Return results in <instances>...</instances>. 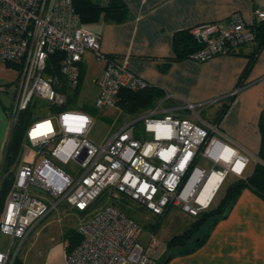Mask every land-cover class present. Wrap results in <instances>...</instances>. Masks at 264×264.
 I'll list each match as a JSON object with an SVG mask.
<instances>
[{
  "label": "built area",
  "instance_id": "obj_1",
  "mask_svg": "<svg viewBox=\"0 0 264 264\" xmlns=\"http://www.w3.org/2000/svg\"><path fill=\"white\" fill-rule=\"evenodd\" d=\"M254 17L264 20V11L255 10ZM191 35L200 46L190 59L197 63L230 55L254 38L251 26L237 14L227 25H202L192 29ZM86 53L104 63L95 80L96 108L117 107L121 90L139 91L147 85L125 65L101 53L100 37L82 24L73 0H0V63L15 67L20 83L11 125L34 96L57 109L26 131L22 148L34 149L35 157L32 163L20 160L5 198L0 234L11 242L8 251H0V264H13L35 225L62 202L89 213L77 229L80 241L65 247V264H153L149 255L156 245L154 235L141 243L142 226L113 204L90 213L96 200L106 194L108 199L132 201L157 217L171 207L196 216L213 198L205 205L198 202L210 176L216 172L221 177L218 189L227 174L241 177L249 163V157L221 140L216 126L200 119L196 104L166 93L151 109L120 126L105 143L96 144L89 137L92 118L69 106L80 84ZM53 56L58 57L53 60ZM47 122L51 133L34 139L32 131ZM139 122L143 123L141 137L136 136ZM215 149L229 152L235 163H242V170L228 171L221 157L213 155ZM200 160L212 168L198 167ZM70 161L78 165L77 174L58 166ZM46 198L56 203L51 206ZM16 240L19 246L13 254Z\"/></svg>",
  "mask_w": 264,
  "mask_h": 264
},
{
  "label": "crops",
  "instance_id": "obj_2",
  "mask_svg": "<svg viewBox=\"0 0 264 264\" xmlns=\"http://www.w3.org/2000/svg\"><path fill=\"white\" fill-rule=\"evenodd\" d=\"M119 1L127 10L124 22L116 24L100 20L87 27L100 37L101 53L106 58L125 65L132 74L147 84L168 95L196 104L201 111L217 106L215 112L212 110L215 114L212 122L202 121L216 126L222 134L223 142L247 155L254 163L259 161V125L264 124V50L254 58L245 77L242 76L252 55L251 46L243 47L239 55H218L203 63L190 59L175 62L171 59L174 57L172 38L175 33L210 23L227 25L235 14L246 25L251 26L255 20L254 11H264V0ZM1 66L0 64V175L3 153L11 129L15 96L14 94L9 101L5 97L13 80L7 77L6 70L9 66ZM103 67V62H97L90 53L85 54L80 67L84 73L80 93L84 87L89 88L88 85L92 84L93 98L96 99L98 89L95 80ZM224 104L229 105L227 111L217 120ZM222 199L223 197L219 199L216 206ZM49 204L53 206V203ZM59 210L76 213L80 221L74 228L61 230L62 244L40 247L38 264H65V247L73 241L68 236L72 232L76 233L80 223L89 215L73 210L64 202L53 207L48 215ZM45 219L46 217L39 221L32 231ZM166 242H156L155 248L150 252L153 264H264V200L249 190L242 191L226 216L210 229L204 244L193 252L168 250ZM34 246L32 243L28 248L32 250ZM167 259L169 260L165 263ZM21 263L23 264L22 260Z\"/></svg>",
  "mask_w": 264,
  "mask_h": 264
},
{
  "label": "trees",
  "instance_id": "obj_3",
  "mask_svg": "<svg viewBox=\"0 0 264 264\" xmlns=\"http://www.w3.org/2000/svg\"><path fill=\"white\" fill-rule=\"evenodd\" d=\"M73 7L76 14L80 17L82 24L86 27L95 24L100 20L117 24L122 23L127 19V10L119 0H109L108 2H101L99 0H73ZM251 30L254 35L253 41L238 46L230 54L231 56L239 55L241 54L243 47L246 46H251V49H253L252 55H250L249 63L242 77H245L249 72L257 54L264 50V20H254L251 25ZM199 48L200 46L191 35V30L177 32L172 38V50L174 57L171 61L177 62L184 59H191V56ZM57 57L58 56H53L52 59L56 60ZM80 72L81 83L84 73L82 69ZM79 88L80 84L75 95L78 94ZM164 94L165 93L161 89L149 84L139 91L123 89L120 91L117 107L122 113L128 115L129 118H133L151 109L160 99L164 97ZM230 98L231 102L232 97ZM228 106L229 105L224 104L222 110L218 114L217 120H220V118L225 114ZM56 110L57 109L55 108H50L48 115L55 113ZM32 115L33 112L30 105L26 110L19 113L17 121L11 126L9 132L1 166V174L3 175V178L0 183V216L2 214L5 198L15 178V163L16 160L19 159L26 131L32 123L37 121ZM259 132L260 144L257 153L259 161L254 163L250 173L246 174L244 177L242 176L235 179L228 184L223 199L218 206L213 209L210 207L207 210H202L196 216H192L194 221L191 223V226L182 234L173 236L166 242L165 246L168 250H178L180 253H189L201 247L209 237L210 229H212L219 219L226 216V213L236 202L242 191L249 190L261 200H264V124L262 123L259 125ZM85 213L88 212H84V214ZM210 220H213L210 224L211 228H209V230L203 234L202 237L195 239L202 227H204ZM68 238L70 240L73 238V241H70V244H68V248L74 247L80 241L78 230L76 233L72 232ZM192 241H194V244L191 246L190 243ZM168 260L169 259H167L165 263L168 262ZM13 264H22L18 253Z\"/></svg>",
  "mask_w": 264,
  "mask_h": 264
},
{
  "label": "rangeland",
  "instance_id": "obj_4",
  "mask_svg": "<svg viewBox=\"0 0 264 264\" xmlns=\"http://www.w3.org/2000/svg\"><path fill=\"white\" fill-rule=\"evenodd\" d=\"M0 64L2 65L1 67L9 66L6 70L7 77L9 80H13L8 86V93L5 94L6 99L9 101L14 94L18 93V88L20 84L19 74L17 69L13 66L5 65L3 63ZM16 76L18 78L17 80ZM91 86L92 84L88 85L89 88L84 87L81 93L79 90L78 94L71 99L69 106L71 109H76L78 111L87 113L92 118L93 126L89 133V137L96 144L100 145L105 143L110 138V136L118 128H120V126L130 120V118L128 117V115L122 113L118 107L103 109L96 108L94 106L95 99L93 98L94 90L91 89ZM30 105L32 107L33 112L32 116L35 120H39L43 117L48 116L50 107L46 102H44L40 98L34 96ZM215 109H218L217 106H213L212 108H209L207 110H202L201 112H199L200 119L212 122L213 117L215 116L212 110H214L215 112ZM15 121H17V119ZM142 126V122H139L136 125L137 137H141L142 135H144L142 132ZM53 145L54 144L52 143L49 148H51ZM20 156L19 157L22 159L16 160V168H18L19 164L21 163V161H23V159L28 163H32L35 157V151L34 149L26 146L22 148ZM40 161L41 159H38L36 164H38ZM53 162L56 163L54 160ZM253 165L254 160L249 159V163L246 166L245 172L242 174L243 177L248 171L251 170ZM58 166L62 170L71 174H77L79 172L78 165L73 161H70L66 165L58 164ZM197 166L206 170H210L211 168L210 165L204 160H200L197 163ZM2 178L3 175L1 174L0 183ZM235 179L238 178L236 176H228L224 185L221 187L220 191L216 195L214 202L210 205L211 209L216 207V203L221 197H223L228 184ZM39 196L44 197L45 195L39 194ZM47 200L51 204L56 203L55 199ZM105 204H113L116 208L122 210L126 215L130 216L133 220H135L138 224L142 226L143 234L140 240L141 243H143V241H145L150 234H153L154 240L157 242V244H164V242H166L173 236L182 234L186 229L191 226V223L194 221V218H192L186 213H183L178 207H171L170 210H168L164 214V216L157 217L151 214L149 211H146L143 208L139 207L136 203L132 201H129L122 197H119L118 200L108 199L106 194L100 196L99 199L96 200V202L90 208L89 212H95ZM79 221L80 217L76 213H67L65 211L60 210L54 211L50 215L46 216V219L32 231L27 242L22 247L20 246V248H18L19 242L17 240L14 241L12 247L13 254L18 248V256L20 260H22L23 264H38V254L40 252V247H53L62 244L61 230L65 228H74ZM212 221L213 220H210L204 227H202V229L196 235L195 239L202 237V235L208 231ZM10 242L11 239L9 237L0 234V251H8L10 247ZM32 243H34L35 246L34 249L32 248V250H30L28 246ZM193 244L194 241L190 243L191 246Z\"/></svg>",
  "mask_w": 264,
  "mask_h": 264
},
{
  "label": "bare ground",
  "instance_id": "obj_5",
  "mask_svg": "<svg viewBox=\"0 0 264 264\" xmlns=\"http://www.w3.org/2000/svg\"><path fill=\"white\" fill-rule=\"evenodd\" d=\"M50 131H51L50 124L48 122L47 123H43V124H40L39 126H37L34 129V131H32L31 136L35 139L36 137H40V136H43V135L50 134L51 133ZM239 154H241V153H239ZM213 155L214 156L219 155L221 157V160H222L223 164H225L226 167L228 168V171H232V172H235V173H239L242 170V167H243L242 163L241 162H236L235 163L234 159H232V156L230 155L229 152H227V151L221 152L219 149H215V150H213ZM241 155L247 156V155H244V154H241ZM206 162L210 165V167L212 166L211 163H209L208 161H206ZM231 168H233V169H231ZM214 170H217V169L214 168ZM230 175L231 176H235L234 174L229 173V174H227L225 176L223 182L226 181V179ZM237 178H240V177H237ZM220 180H221V177L216 172L210 176V178L205 183L204 187L202 188V190H201V192H200V194L198 196V202L200 204L205 205L212 197L214 198V196H215L214 195V192L216 191V189H217V187L219 185ZM221 185L217 189L216 193L221 188ZM213 198H212V200H213ZM212 200H211V202H212ZM211 202H210V204H211ZM210 204H209V206H210Z\"/></svg>",
  "mask_w": 264,
  "mask_h": 264
},
{
  "label": "water",
  "instance_id": "obj_6",
  "mask_svg": "<svg viewBox=\"0 0 264 264\" xmlns=\"http://www.w3.org/2000/svg\"><path fill=\"white\" fill-rule=\"evenodd\" d=\"M26 144L29 145V144H28V141H26Z\"/></svg>",
  "mask_w": 264,
  "mask_h": 264
}]
</instances>
